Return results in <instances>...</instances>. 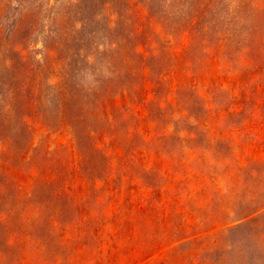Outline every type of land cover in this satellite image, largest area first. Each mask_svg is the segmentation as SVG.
<instances>
[{"label":"rangeland","instance_id":"374dc122","mask_svg":"<svg viewBox=\"0 0 264 264\" xmlns=\"http://www.w3.org/2000/svg\"><path fill=\"white\" fill-rule=\"evenodd\" d=\"M0 264H264V0H0Z\"/></svg>","mask_w":264,"mask_h":264}]
</instances>
